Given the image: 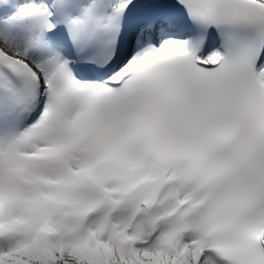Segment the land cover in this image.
Wrapping results in <instances>:
<instances>
[{
  "label": "snow or ice",
  "instance_id": "6c2138e0",
  "mask_svg": "<svg viewBox=\"0 0 264 264\" xmlns=\"http://www.w3.org/2000/svg\"><path fill=\"white\" fill-rule=\"evenodd\" d=\"M0 264H264V0H0Z\"/></svg>",
  "mask_w": 264,
  "mask_h": 264
}]
</instances>
